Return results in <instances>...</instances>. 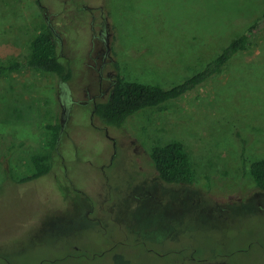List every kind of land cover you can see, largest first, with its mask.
I'll list each match as a JSON object with an SVG mask.
<instances>
[{
  "label": "rangeland",
  "instance_id": "374dc122",
  "mask_svg": "<svg viewBox=\"0 0 264 264\" xmlns=\"http://www.w3.org/2000/svg\"><path fill=\"white\" fill-rule=\"evenodd\" d=\"M261 0H0V59H22L49 27L68 81L23 70L0 78V264H264V29L218 76L116 129L93 116L116 67L169 86L246 31ZM61 132L48 173L29 156L46 124ZM176 142L194 179L169 184L153 145ZM9 149V152L8 150Z\"/></svg>",
  "mask_w": 264,
  "mask_h": 264
},
{
  "label": "trees",
  "instance_id": "16d2710c",
  "mask_svg": "<svg viewBox=\"0 0 264 264\" xmlns=\"http://www.w3.org/2000/svg\"><path fill=\"white\" fill-rule=\"evenodd\" d=\"M261 29H264V8L256 22L224 45L220 52L201 68L167 87L159 83L127 80L120 74L119 67L115 64L116 74L113 85L108 96L93 105V116L101 125L118 129L128 117L143 109L161 108L165 103L191 93L198 86L221 74L236 52L248 48L252 33ZM23 70L53 74L63 82L70 79L71 69L59 60L56 40L48 26L40 27L32 35L24 58L0 59V78H7L10 74ZM45 128L47 131L44 148L29 156L32 174L21 178L20 181L37 178L48 173L51 168V150L57 146L61 125L53 121L47 123ZM7 150L9 152V149ZM149 158L162 181L177 185L192 184L194 171L189 156L178 143L171 141L153 145L150 148ZM247 172L254 185L260 191H264V155L250 162Z\"/></svg>",
  "mask_w": 264,
  "mask_h": 264
},
{
  "label": "crops",
  "instance_id": "0c3cea01",
  "mask_svg": "<svg viewBox=\"0 0 264 264\" xmlns=\"http://www.w3.org/2000/svg\"><path fill=\"white\" fill-rule=\"evenodd\" d=\"M263 2H264L263 0L260 1L261 5H263Z\"/></svg>",
  "mask_w": 264,
  "mask_h": 264
},
{
  "label": "flooded vegetation",
  "instance_id": "af4514ba",
  "mask_svg": "<svg viewBox=\"0 0 264 264\" xmlns=\"http://www.w3.org/2000/svg\"><path fill=\"white\" fill-rule=\"evenodd\" d=\"M113 85V84H112ZM95 104V103H94Z\"/></svg>",
  "mask_w": 264,
  "mask_h": 264
}]
</instances>
